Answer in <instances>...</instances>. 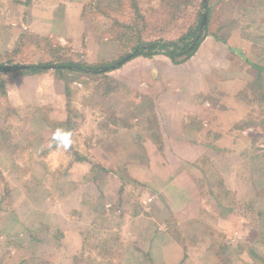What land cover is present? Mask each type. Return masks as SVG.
I'll return each mask as SVG.
<instances>
[{
    "label": "rangeland",
    "instance_id": "obj_1",
    "mask_svg": "<svg viewBox=\"0 0 264 264\" xmlns=\"http://www.w3.org/2000/svg\"><path fill=\"white\" fill-rule=\"evenodd\" d=\"M88 1L81 18L94 31L90 44L82 38L78 51L47 38L52 51L94 66L142 39H176L203 4L75 2ZM207 4L205 38L223 42L230 64L208 77L204 101L217 114L199 145H162L174 129L140 124L150 119L146 95L164 100V84L128 62L66 72L68 95L53 71L0 74V264H264V0ZM10 12L0 9V26ZM29 41L12 62H49ZM134 91L145 98L131 116ZM56 129L71 133L67 150L55 146Z\"/></svg>",
    "mask_w": 264,
    "mask_h": 264
},
{
    "label": "crops",
    "instance_id": "obj_2",
    "mask_svg": "<svg viewBox=\"0 0 264 264\" xmlns=\"http://www.w3.org/2000/svg\"><path fill=\"white\" fill-rule=\"evenodd\" d=\"M75 1L78 0H0V9L2 7L10 8L12 11L8 17L9 21H3V27L0 26V57L15 48L20 31H28L42 37L54 36L62 40L66 39L69 43L71 42L76 50H81V45L78 42L81 43L82 38L85 45L90 44L88 43V35L92 32L91 36H94V31L81 18L83 9L89 1L87 3ZM74 36L76 41H74ZM96 44L97 47H100L99 42ZM101 44L103 47H107L105 41ZM228 54L230 52L223 42L211 35L204 38L194 55L181 64H173L163 54H156L151 58L136 57L128 63L126 62L133 64V66L129 65L131 71L149 74L153 82H163L164 84H162L164 87L163 93H161L165 94L164 100H159L163 95H157L158 93L156 94L151 90V93L146 95V99L151 100L148 115L150 119L138 123L142 124L145 121L147 125V122H152V125H156V129L160 128L162 131L174 129V135H169L173 139L169 136V140L162 138V145L169 146L170 143L199 145L201 143L199 141L200 135L204 134L205 136L210 131L211 124L215 123L217 114V110L210 108V104L206 100L204 101L208 95L206 83L212 72H217L218 69L228 70L230 64ZM226 55L227 58H225ZM219 62L222 63L218 64ZM126 63L124 66L127 65ZM154 71H157L156 76ZM167 74L169 79H173L170 83L164 80V75L167 76ZM35 76L38 78L39 75ZM44 79L42 76V80ZM138 83L140 81H137ZM134 92L136 104L129 107L131 116V111H136L137 106L140 105L138 103L141 100L137 101V99L145 98L139 91ZM164 105L170 106L162 109ZM165 114L168 117H165ZM165 118L167 119L166 122L164 121ZM209 120L211 123L208 126L206 122ZM116 129L121 131L122 128L117 127Z\"/></svg>",
    "mask_w": 264,
    "mask_h": 264
},
{
    "label": "trees",
    "instance_id": "obj_3",
    "mask_svg": "<svg viewBox=\"0 0 264 264\" xmlns=\"http://www.w3.org/2000/svg\"><path fill=\"white\" fill-rule=\"evenodd\" d=\"M168 3L171 4V2ZM139 7L141 6L135 4L133 8L136 9L137 12H139ZM205 13L207 15V20L203 29L199 33L198 31L200 29L202 15L198 13L197 20L194 22V24L190 25L187 29L188 31L181 34L176 39H142L138 42V44H134L132 45V47L129 48V50H126L127 53H125L124 56L118 58V60H116L115 62L109 64H100L97 66L75 61L71 56L67 57L66 55L62 54L63 49L58 45H56L55 49L52 51L53 44L49 38L39 36H36L35 38L33 35H28L26 31H24L23 34L19 35L17 43L15 44V48H13L10 52H6L4 56L0 57V74L22 71L23 74L37 75L39 73L53 71L55 79L58 78V80H61V82L63 81L62 83H64L65 94L68 95L70 90L68 83L65 79L66 72H77L80 74H87L90 72L93 74H97L100 73L99 70H103L105 67H109V65L111 67L112 65H115L119 60L121 61V63L115 66L116 69L122 67L126 62L136 57L151 58L153 55L156 54L165 55L171 60L173 64H181L187 61L194 54V52L197 50V48L206 36L205 32H207L208 30V20L210 16V9L207 3L205 6ZM30 39H34L39 42L37 43V48L40 49V47L43 46L42 51L45 55H51L49 57V62L47 61L46 63L38 62L30 64H20L12 62L11 58L13 57L14 59L15 55L21 53L19 51L24 48V45H26V43H33L29 41ZM19 43L23 44V46ZM24 50L25 49H23V51Z\"/></svg>",
    "mask_w": 264,
    "mask_h": 264
},
{
    "label": "clouds",
    "instance_id": "obj_4",
    "mask_svg": "<svg viewBox=\"0 0 264 264\" xmlns=\"http://www.w3.org/2000/svg\"><path fill=\"white\" fill-rule=\"evenodd\" d=\"M52 140L56 147L67 150L71 144V133L64 129H56Z\"/></svg>",
    "mask_w": 264,
    "mask_h": 264
},
{
    "label": "water",
    "instance_id": "obj_5",
    "mask_svg": "<svg viewBox=\"0 0 264 264\" xmlns=\"http://www.w3.org/2000/svg\"><path fill=\"white\" fill-rule=\"evenodd\" d=\"M206 3H207V0H203V4H202V19H201V24H200V29L198 31L201 32V30L203 29L205 23H206V20H207V15L205 13V6H206ZM118 64V63H117ZM116 65L114 66H111V67H115Z\"/></svg>",
    "mask_w": 264,
    "mask_h": 264
}]
</instances>
